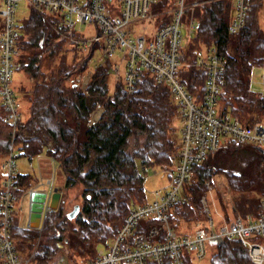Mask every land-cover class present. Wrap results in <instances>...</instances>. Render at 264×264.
Segmentation results:
<instances>
[{
	"label": "trees",
	"instance_id": "trees-1",
	"mask_svg": "<svg viewBox=\"0 0 264 264\" xmlns=\"http://www.w3.org/2000/svg\"><path fill=\"white\" fill-rule=\"evenodd\" d=\"M255 2H251L244 27L230 33L227 30L233 1L198 0L193 12L198 25L195 35L187 38L182 48L179 68L180 80L201 98L206 67L198 65L197 58L217 46L226 59L225 81L218 96L219 115L236 117L245 124L264 121V96L253 91L249 83L251 69L264 60V30L259 25ZM55 21L52 14L30 7L28 16L18 24L16 71L31 81V89L26 90L13 78L11 84L17 94L26 96L29 113L24 117L19 109L18 120L12 126L3 120L6 112L0 103V157L5 158L12 148L29 159L45 154L61 169L62 187L82 186V200L75 203L78 210L72 218L60 204L48 211L40 233L12 219L10 237L20 253L31 254L33 250L27 264H59L63 255L58 253L63 245L93 254L81 263L85 264L96 256L98 244L107 245L115 235L129 206L146 201L143 172L150 166L170 168L175 164L179 135L172 118L176 104L167 84L156 82L146 72L141 73L132 92L120 80L110 92L112 60L104 55L102 46L89 42L86 52L78 55L80 49L72 44L68 47L73 50L69 61L66 40L56 31ZM97 52L103 62L94 60ZM90 68L92 72L82 87L75 78ZM98 104L103 111L89 124ZM191 165L181 195L169 207V223L179 235L205 224L201 197L207 195L206 182L217 174L228 178L240 216L260 213L264 148L229 141ZM30 178L31 174H16L22 193L24 188H32ZM1 179L0 168V187ZM137 231L147 236L157 231L153 240L165 239L156 219L140 220ZM213 246L208 256L210 264H252L246 245L238 238L225 237ZM186 262L194 264V258L186 256Z\"/></svg>",
	"mask_w": 264,
	"mask_h": 264
},
{
	"label": "built area",
	"instance_id": "built-area-1",
	"mask_svg": "<svg viewBox=\"0 0 264 264\" xmlns=\"http://www.w3.org/2000/svg\"><path fill=\"white\" fill-rule=\"evenodd\" d=\"M18 1L0 0L3 5L0 8V103L6 112L3 120L12 126L18 120L21 106L11 84L18 68L19 22L14 15ZM26 1L30 7L52 14L56 18V31L73 36L72 44L98 42L104 55L112 60L111 69L127 91L132 92L141 73L146 72L156 82L167 84L176 104L179 147L175 164L161 169L167 177L166 184L153 191L152 202L132 203L117 232L105 245L106 250L97 249L96 256L85 264H187L186 256L192 260L203 259L208 243L218 244L225 237L240 239L247 247L250 262L264 264V196L258 200L261 210L257 216L248 214L244 218L236 212L235 206L230 207L229 216L224 215L216 206L209 207L207 198L202 196L201 204L206 213L204 225L179 235L169 223L170 204L181 195L183 184L191 175L192 163L203 161L229 141L264 148V121L245 124L236 117L219 115L218 96L225 81L226 59L217 46H211L197 58L196 63L206 67L201 98L192 94L180 80V58L187 42L181 30L184 27L188 32L197 28L193 12L198 0ZM232 1L233 12L227 31L237 33L246 23L252 0ZM81 24L87 25L90 31L82 32ZM14 152L12 148L0 166V264H27L29 261V257L17 251L10 237L15 203L22 196V185L16 179ZM51 178L47 179V186L38 188L47 193L39 229L51 209L49 200L54 187ZM206 185L210 186L209 182ZM31 190L33 188L26 194L28 204ZM213 212L217 221L212 217ZM149 218L162 225L164 240H153L158 230L150 236L137 231L138 222ZM23 226L30 228L28 217Z\"/></svg>",
	"mask_w": 264,
	"mask_h": 264
},
{
	"label": "rangeland",
	"instance_id": "rangeland-1",
	"mask_svg": "<svg viewBox=\"0 0 264 264\" xmlns=\"http://www.w3.org/2000/svg\"><path fill=\"white\" fill-rule=\"evenodd\" d=\"M256 5L258 4V9L256 11L257 17L259 20V25L261 28L264 30V0H256ZM3 5H0V8H2ZM29 9L30 6L27 3L26 0H19L15 9H14V15L15 19L17 22H21L23 19H25L28 14H29ZM197 22L195 23L196 26ZM80 30L84 33H88L90 31V28L85 25L81 24ZM182 35L184 39L186 38H191L195 35V29L193 28L192 30L185 32L186 30L184 27L181 30ZM63 38L66 40L65 41V47L67 48V58L69 61L70 58L72 57L73 53L70 47L72 45V40L74 39L73 36H64L62 35ZM184 44V40H183ZM76 46L79 50L78 55L83 54L86 52L88 45H83V44H73L72 46ZM97 54V55H96ZM93 58H95V61H102L101 56L99 55V52L94 53ZM113 64V63H112ZM112 66V65H111ZM251 75H250V87L253 91L261 93L264 96V63L260 66H256L251 69ZM112 71V69H111ZM92 72V68H90L88 71L82 73L81 75L77 76L75 78V81L79 83L80 86L84 87L88 80V75ZM13 79L15 83L19 84H24V88L26 90L31 89V81H26V78H24L23 74L21 72L15 71L13 74ZM120 80L118 75L112 71V74H109L108 76V85H109V91L112 92L114 90L113 87H115V83ZM20 81V82H19ZM17 83V84H18ZM16 85V84H15ZM13 84V86L15 87ZM19 95V94H17ZM20 96V95H19ZM20 109L21 112L23 113L24 117H26L29 113V102L27 99H23L22 96H20ZM103 111V107L101 105H97L95 109L91 112V116L89 119V124L95 122L99 117L100 114ZM172 124L176 128L175 131H179V119L176 117V112L175 116L173 115L172 118ZM51 143L48 142V146ZM50 147V146H49ZM15 155L16 157V170L17 173L20 174H31L30 178V185L33 189L36 188H41L44 186H47V176L50 174L52 175L51 181L53 184L54 182L56 183V186L58 190L61 192V197L59 200V204H62L65 208V212L72 210L73 206L75 203H80L82 200L81 196V190L82 186L81 185H74L72 187H62V182H63V175L61 172V169L54 165L51 159H49L45 154H40L38 156H35L31 159H29L27 156L24 155H19V152L15 150ZM4 157H0V162L2 163ZM0 163V166H1ZM161 169L158 166H150L148 167L144 172H143V177H144V190H145V200L148 202H152L155 198L154 190L164 186L167 182V177L161 172ZM155 171V172H154ZM210 182V186H206L207 190V203L209 207L216 206V208L224 213V215H229V209L231 206H234V200L233 196H235V193L231 190V186L229 185L228 178L226 177L225 174H217V176H214V179ZM52 184V185H53ZM55 185V184H54ZM27 189V190H26ZM24 188V191L22 193L21 199L18 200L15 203L12 219L15 220L16 222L20 223L23 225L25 219L28 217V212H29V204L27 202V191L28 189L31 188ZM217 195V196H216ZM264 196V194L258 195V198ZM201 204V203H200ZM203 207V205H202ZM226 212V213H225ZM238 212V211H236ZM214 221L218 220L217 215L213 212ZM216 223V227H217ZM38 230L40 233L42 229L35 228ZM193 229V228H192ZM191 229V230H192ZM40 236V235H39ZM39 236L35 239L36 243L37 240L39 239ZM35 241L34 244L36 245ZM109 243V241H108ZM214 245V244H213ZM209 244L207 245V255L204 256L203 259H194V264H210V256L212 251L214 250V246ZM34 248V247H33ZM98 250L101 248L102 250H106V246L103 243L98 244L96 247ZM74 249V248H73ZM71 249L68 248L66 245L62 246V249L59 251L58 256H62V260L59 264H81L84 260L87 258L93 256V254H87V252H79L78 249ZM33 253V250L31 254ZM89 253V252H88ZM31 254H26V251H22L21 255L23 256H30ZM95 254V253H94ZM57 256V255H56ZM57 256V257H58Z\"/></svg>",
	"mask_w": 264,
	"mask_h": 264
},
{
	"label": "water",
	"instance_id": "water-1",
	"mask_svg": "<svg viewBox=\"0 0 264 264\" xmlns=\"http://www.w3.org/2000/svg\"><path fill=\"white\" fill-rule=\"evenodd\" d=\"M260 149V148H259ZM47 193L43 189H33L30 192L29 198V212H28V222L30 224V228H39L41 224V211L43 208V203L45 200ZM61 197V192L57 187H53L50 193L49 206L51 209H56L59 200ZM78 210V205L75 204L68 212V217L72 218Z\"/></svg>",
	"mask_w": 264,
	"mask_h": 264
},
{
	"label": "crops",
	"instance_id": "crops-1",
	"mask_svg": "<svg viewBox=\"0 0 264 264\" xmlns=\"http://www.w3.org/2000/svg\"><path fill=\"white\" fill-rule=\"evenodd\" d=\"M36 189H38V188H36Z\"/></svg>",
	"mask_w": 264,
	"mask_h": 264
}]
</instances>
